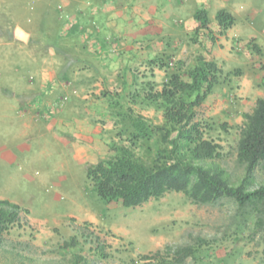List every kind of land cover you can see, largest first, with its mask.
Segmentation results:
<instances>
[{
	"label": "rangeland",
	"instance_id": "374dc122",
	"mask_svg": "<svg viewBox=\"0 0 264 264\" xmlns=\"http://www.w3.org/2000/svg\"><path fill=\"white\" fill-rule=\"evenodd\" d=\"M80 1H74L73 12ZM169 1L184 17L203 8L213 22L215 13L225 9L235 22L223 33L214 30L211 41L196 34L199 23L181 30V17L172 12L169 18L176 31H169V42L163 37L158 45L160 50L167 44L168 51L130 63L112 78H101L105 90L98 91L99 85L83 81L85 76L71 82L73 71L90 54L83 56L77 39L71 49V36L78 34L67 29L74 18L58 0H0V199L21 207L19 221L3 233L0 264H74V256L82 258L77 264H152L153 259L143 256L196 237L207 243L196 258L183 264H264V232H253L252 224L238 229L240 222L232 219L235 204L229 198L195 204L182 192L168 191L135 207L106 206L87 180L86 168L110 154L109 144H129L131 116L161 122V109L143 97L161 88L178 59L188 62L200 52L201 42L209 44L208 56L221 68V77L196 108L194 120L201 124L203 137L220 144L222 157L216 163L229 180L237 183L242 177L235 152L242 114L251 111L258 97L264 98V0ZM155 3L167 6L168 0ZM84 4L88 10L92 5L90 0ZM252 43L259 46V53L248 46ZM86 44L92 52L104 53L95 35ZM117 49L115 44L110 53H119ZM156 57L164 65L153 62ZM237 68L239 74L234 73ZM24 97L32 103L31 122L20 113ZM74 117H88L93 137L90 159L79 161L72 144L84 145L85 139L71 137L57 126L70 125ZM135 150L147 154L145 143L137 142ZM254 178L264 182V163ZM73 235L78 245L57 248ZM98 244L106 257L97 253Z\"/></svg>",
	"mask_w": 264,
	"mask_h": 264
},
{
	"label": "trees",
	"instance_id": "16d2710c",
	"mask_svg": "<svg viewBox=\"0 0 264 264\" xmlns=\"http://www.w3.org/2000/svg\"><path fill=\"white\" fill-rule=\"evenodd\" d=\"M193 18L199 23L196 34L211 41L214 30L223 33L235 22L225 9L215 13L213 22L203 8H197ZM200 44L202 50L188 62L180 59L175 62L159 90L144 95L148 104L161 109V122L153 123L141 115L131 116L129 144H109L110 154L86 168L87 180L106 206L135 207L168 191L182 192L195 204H212L229 198L235 204L232 219L240 222L238 229L244 230L247 224H252L253 232H264V182H256L254 178L256 168L264 163V98L258 97L251 111L242 114L235 152L243 174L237 183H232L225 169L216 163L222 157L220 144L203 137L201 124L194 120L196 108L220 83L221 77V68L208 56L209 44ZM248 46L254 54L259 53L257 44ZM157 57L152 61L161 62ZM234 73L239 74L240 69ZM261 85L264 86V77ZM137 142L145 143L147 154L136 152ZM20 211L18 204L0 199V244L3 233L19 221ZM78 243L73 235L57 248L64 250ZM205 243L207 240L196 237L189 243L166 245L143 257L153 259L152 264H183L187 258H196ZM95 247L101 257H106L103 246ZM74 259L77 264L82 258L74 256Z\"/></svg>",
	"mask_w": 264,
	"mask_h": 264
},
{
	"label": "crops",
	"instance_id": "0c3cea01",
	"mask_svg": "<svg viewBox=\"0 0 264 264\" xmlns=\"http://www.w3.org/2000/svg\"><path fill=\"white\" fill-rule=\"evenodd\" d=\"M58 1L62 8L70 12V14H72L71 16L74 18L72 26L67 29L70 31L69 33L73 30L75 32L77 31L76 33L73 32V34H78L77 37L71 36V49L76 46L75 39H77V45L83 47L81 48L84 51L83 56L90 54V59L85 57V61H82L83 65H80V67H77V69L73 71L74 81L72 80L71 82H75L78 78L77 76H85V80L83 81L88 82L90 80V86L99 85L98 91L100 89H102V91L105 90L104 81H101V78H112L118 73L119 69H127L130 67V63L132 64L136 61L144 62L158 55L160 51H168V48H166L167 44L163 45L160 50L158 45L161 42L160 39L162 40L163 37L167 38L166 40L169 42L170 39L168 38L171 37L169 31L175 30L177 27L176 24L170 21L169 17L172 12L181 17L182 22L179 23L181 30L183 28L189 29L198 24L193 18V14L196 10L192 12L191 15H186L185 17L187 18H185L183 13L178 10L179 8L172 5L169 0L167 6L166 4H156L155 0H138L137 2L135 0H104L105 2L103 4H96L97 0H90L92 5L89 10L88 6L84 4V0H81L78 4V8L74 10L75 12L72 11L75 0ZM85 25H89L90 29L84 30ZM187 32L189 31H185V34ZM20 34H23L22 36L25 35L23 31ZM92 34L101 42V46L104 49L103 54L95 49H93L92 52V49L86 44L87 40L89 42ZM166 40L162 44L167 43ZM115 44L118 45L117 50H119V53L117 51L116 53H110L114 52L110 51V48ZM77 48L78 47L75 49ZM83 56L80 57L81 60ZM128 74L130 75V73ZM57 76L59 75L57 74ZM47 79L49 84L52 78L48 77ZM54 79L56 80V77ZM99 79L100 81H98ZM91 82H93V84H91ZM81 90H83V88H81ZM42 91L43 89H41V92ZM83 97L87 96L84 95ZM31 106L32 103L25 101V97L19 101L20 113L23 116L26 115L29 122L33 121L34 118L30 113ZM96 106L98 105L96 104ZM86 119H88V117H74L70 125L67 124L65 126L59 122L57 124V126L63 128L65 134L69 136L72 134L73 137L85 139L87 142H85L84 145L78 144L77 142L72 143L79 161L84 157L90 159V149L92 148L93 137L90 135V125Z\"/></svg>",
	"mask_w": 264,
	"mask_h": 264
},
{
	"label": "water",
	"instance_id": "95a60500",
	"mask_svg": "<svg viewBox=\"0 0 264 264\" xmlns=\"http://www.w3.org/2000/svg\"><path fill=\"white\" fill-rule=\"evenodd\" d=\"M17 30H18V28H17ZM17 30H16V32H17ZM18 34V33H17ZM18 36H20L19 34H18ZM22 39H24L25 38V35L24 36H20Z\"/></svg>",
	"mask_w": 264,
	"mask_h": 264
}]
</instances>
